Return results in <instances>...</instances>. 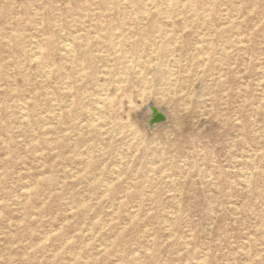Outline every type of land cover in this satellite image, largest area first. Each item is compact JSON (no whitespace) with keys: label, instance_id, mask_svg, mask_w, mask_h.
Segmentation results:
<instances>
[{"label":"rangeland","instance_id":"374dc122","mask_svg":"<svg viewBox=\"0 0 264 264\" xmlns=\"http://www.w3.org/2000/svg\"><path fill=\"white\" fill-rule=\"evenodd\" d=\"M0 264H264V0H0Z\"/></svg>","mask_w":264,"mask_h":264},{"label":"water","instance_id":"95a60500","mask_svg":"<svg viewBox=\"0 0 264 264\" xmlns=\"http://www.w3.org/2000/svg\"><path fill=\"white\" fill-rule=\"evenodd\" d=\"M151 106H149V108H150L149 110L147 109L148 107H146V110L148 112L147 120H148L150 126L155 124V123H161L165 119V116H164L161 109H157L154 105H151Z\"/></svg>","mask_w":264,"mask_h":264},{"label":"bare ground","instance_id":"6f19581e","mask_svg":"<svg viewBox=\"0 0 264 264\" xmlns=\"http://www.w3.org/2000/svg\"><path fill=\"white\" fill-rule=\"evenodd\" d=\"M96 34V33H95ZM10 35V34H9ZM72 43V42H71ZM63 44V43H62ZM70 44V43H69ZM59 46V45H58ZM69 46V45H68ZM67 46V47H68ZM70 49V48H69ZM67 50V49H66ZM67 51H69V50H67ZM70 52V51H69ZM35 56V55H34ZM36 57V56H35ZM32 61V60H31ZM51 71V70H50ZM152 107V106H151ZM262 127V126H261ZM249 153V152H248ZM245 176V175H244ZM247 176H250V175H247ZM245 182H246V180H245Z\"/></svg>","mask_w":264,"mask_h":264}]
</instances>
